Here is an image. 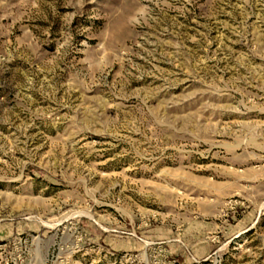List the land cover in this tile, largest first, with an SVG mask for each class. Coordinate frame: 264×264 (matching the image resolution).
I'll list each match as a JSON object with an SVG mask.
<instances>
[{"label":"rangeland","instance_id":"obj_1","mask_svg":"<svg viewBox=\"0 0 264 264\" xmlns=\"http://www.w3.org/2000/svg\"><path fill=\"white\" fill-rule=\"evenodd\" d=\"M0 264H264V0H0Z\"/></svg>","mask_w":264,"mask_h":264}]
</instances>
